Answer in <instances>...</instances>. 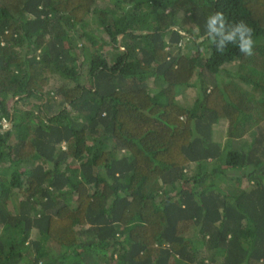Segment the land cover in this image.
<instances>
[{"label":"trees","instance_id":"obj_1","mask_svg":"<svg viewBox=\"0 0 264 264\" xmlns=\"http://www.w3.org/2000/svg\"><path fill=\"white\" fill-rule=\"evenodd\" d=\"M0 264H264V0H0Z\"/></svg>","mask_w":264,"mask_h":264},{"label":"clouds","instance_id":"obj_2","mask_svg":"<svg viewBox=\"0 0 264 264\" xmlns=\"http://www.w3.org/2000/svg\"><path fill=\"white\" fill-rule=\"evenodd\" d=\"M217 22H219V27L216 26ZM205 34L211 39L216 46V50L221 54L224 53L226 45L231 42L238 45L241 53L247 56L253 55V29L243 20L233 25L228 23L224 13L216 12L206 20Z\"/></svg>","mask_w":264,"mask_h":264},{"label":"rangeland","instance_id":"obj_3","mask_svg":"<svg viewBox=\"0 0 264 264\" xmlns=\"http://www.w3.org/2000/svg\"><path fill=\"white\" fill-rule=\"evenodd\" d=\"M184 95H186V94L184 93ZM3 123H4V125L8 124V122H3ZM215 133L221 134L222 136L225 135V133H226L225 132V126L224 125L223 126H215Z\"/></svg>","mask_w":264,"mask_h":264}]
</instances>
